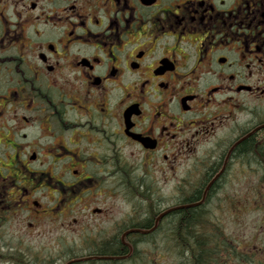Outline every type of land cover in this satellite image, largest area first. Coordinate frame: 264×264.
I'll return each mask as SVG.
<instances>
[{"label":"flooded vegetation","instance_id":"1","mask_svg":"<svg viewBox=\"0 0 264 264\" xmlns=\"http://www.w3.org/2000/svg\"><path fill=\"white\" fill-rule=\"evenodd\" d=\"M263 135L264 0H0V257L65 264L117 236L133 252L204 205L221 264H264ZM50 227L88 245H1Z\"/></svg>","mask_w":264,"mask_h":264},{"label":"trees","instance_id":"2","mask_svg":"<svg viewBox=\"0 0 264 264\" xmlns=\"http://www.w3.org/2000/svg\"><path fill=\"white\" fill-rule=\"evenodd\" d=\"M252 146L253 138L250 137L240 143L234 149V151L236 153H248L250 151V147ZM247 157H249L250 159H255L261 166H263L264 145L262 146L261 152L256 154L248 153ZM211 172L212 171H210L209 174ZM125 177L126 176H124V180L126 181ZM127 189L131 192L133 199L135 198L133 200L134 203L137 198H142L149 205L147 210V223H139V229H151L149 225L157 217V214H155L157 210L154 206L155 204L153 196L149 192L144 191L141 184L136 180L130 186L128 185ZM192 198H196L195 200H193V202H198L201 199L200 188H198V192L194 196H192ZM203 209L204 205H196L191 208L182 207L171 213L170 217H168V219L162 223L163 225H161V227L165 229L164 236L166 238H172L173 241L175 240V242L178 243V248L182 252L181 257L179 258H181V262H184V264H221V250L223 249V241L220 238V227L218 224L213 222L212 218L209 223H207L203 219L204 216L207 217V215L205 214L200 215ZM144 225H147V227H144ZM156 234L155 231H152L149 235H141L142 242L136 244L137 246H135L134 244L133 252H128V246L122 244L119 241L118 236L102 243H91L87 246L86 250L94 251L95 253L91 254L94 255L92 257L99 256L103 258V261H96L92 258H88L86 262L80 264H150V261H141L140 257L146 256V254L148 256V254L151 253H154L156 258L158 259L160 258V256H167V253L170 255V250L161 249L158 245L155 247V244H162V242H160L161 239L157 238ZM157 235L163 234L159 233ZM127 237L128 235H126V238ZM143 238L145 239L143 240ZM149 248L150 250L147 251ZM13 249L18 248L15 247ZM19 250L22 249L20 248ZM72 257L73 256L67 253V256L65 257V260L63 262H65V264L67 262L72 263L69 262ZM170 257L171 261H173V264H178L176 260L177 258H174L171 255ZM35 258L36 256L34 257V259ZM241 258L242 264H251V257L247 253L243 252ZM52 259L53 258L51 257L50 260ZM10 260L16 261L17 264H37V262H31V259L26 255L0 257V261ZM37 260H41V256L35 259V261Z\"/></svg>","mask_w":264,"mask_h":264},{"label":"rangeland","instance_id":"3","mask_svg":"<svg viewBox=\"0 0 264 264\" xmlns=\"http://www.w3.org/2000/svg\"><path fill=\"white\" fill-rule=\"evenodd\" d=\"M14 229L15 227L13 226L11 231L9 232H11L12 234L14 232ZM60 233L61 232H56L52 230V228L50 227L49 231H47V234L45 236L39 237L38 239L35 238L33 242L31 240H25V239L22 241L20 239H15L16 238L15 235L10 236L5 234L4 239L1 241V245H6L11 249L16 247L18 249L21 248L22 250L31 249V248H34L36 250H49L54 256H58V251L60 249H63L65 251L72 249V252H74L79 249H84L85 248L84 246L88 245V243L82 244V242H78L77 240H72L69 238H67V240L62 239L60 237ZM157 245L159 246V248L161 247L160 243L155 244V247ZM149 250L150 248L147 251ZM140 260L150 261V264H173V261H171V257L168 253L167 256L166 255H163L162 257L160 256L159 259L156 258L154 253L148 254V256L146 254V256L140 257Z\"/></svg>","mask_w":264,"mask_h":264},{"label":"bare ground","instance_id":"4","mask_svg":"<svg viewBox=\"0 0 264 264\" xmlns=\"http://www.w3.org/2000/svg\"><path fill=\"white\" fill-rule=\"evenodd\" d=\"M164 228L163 227H160L159 229H157V230H155V234L157 233V234H163V235H157L156 234V237L157 238H160L161 239V241H160V239H159V241L160 242H162V244H161V249H167V250H170V255L172 256V257H174V258H177L176 260H177V262H178V264H184V262H181V258H179V257H181V255H182V252H181V250L178 248L179 247V245H178V243L177 242H175V240L173 241V239L172 238H166L165 236H164ZM142 241H138V243H141ZM91 258H93L94 260H96V261H103V258H101V257H91ZM86 260H87V258H79V259H75V260H73L72 261V263H66V264H80V263H84V262H86ZM179 260V261H178ZM50 263H52V264H55V262H53V260H50L49 261ZM49 262H47V263H49ZM58 264H60V263H58Z\"/></svg>","mask_w":264,"mask_h":264}]
</instances>
